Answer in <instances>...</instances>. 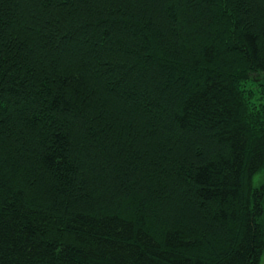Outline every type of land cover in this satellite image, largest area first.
Wrapping results in <instances>:
<instances>
[{
    "label": "trees",
    "instance_id": "obj_1",
    "mask_svg": "<svg viewBox=\"0 0 264 264\" xmlns=\"http://www.w3.org/2000/svg\"><path fill=\"white\" fill-rule=\"evenodd\" d=\"M263 171L264 0H0V264H261Z\"/></svg>",
    "mask_w": 264,
    "mask_h": 264
},
{
    "label": "rangeland",
    "instance_id": "obj_2",
    "mask_svg": "<svg viewBox=\"0 0 264 264\" xmlns=\"http://www.w3.org/2000/svg\"><path fill=\"white\" fill-rule=\"evenodd\" d=\"M262 79H263L262 76L261 77H257V81H263ZM263 179H264V171L255 175L254 184L255 185H259L263 181ZM261 264H264V254H263V258H262Z\"/></svg>",
    "mask_w": 264,
    "mask_h": 264
}]
</instances>
